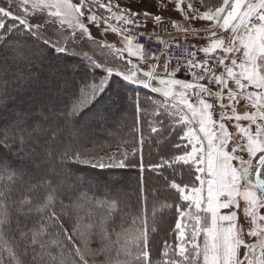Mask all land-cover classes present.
I'll use <instances>...</instances> for the list:
<instances>
[{"label": "snow or ice", "instance_id": "6c2138e0", "mask_svg": "<svg viewBox=\"0 0 264 264\" xmlns=\"http://www.w3.org/2000/svg\"><path fill=\"white\" fill-rule=\"evenodd\" d=\"M171 3L153 12L123 0H0V68L65 53L80 63L46 66L61 77L84 72L70 104L0 125V264H264V0ZM81 41L95 45L92 55L75 51ZM29 82L0 76V100ZM124 82L147 89L146 100L128 97ZM109 91L133 109L132 138L115 140V152L89 148L76 127ZM76 165L137 169L135 211L118 187L98 196L80 177L69 184ZM161 192L170 200L163 240L148 212Z\"/></svg>", "mask_w": 264, "mask_h": 264}, {"label": "rangeland", "instance_id": "374dc122", "mask_svg": "<svg viewBox=\"0 0 264 264\" xmlns=\"http://www.w3.org/2000/svg\"><path fill=\"white\" fill-rule=\"evenodd\" d=\"M72 2L76 3L78 2V0H72ZM137 2L139 4L146 2V4H142L144 7H141V5H137V7H135L133 11L139 8L141 9L147 8V10L149 9V11L155 12V11H158V9L154 8L153 5L163 4V3H167L169 8L173 7L171 0H137ZM162 15L167 19L169 17V12L164 11ZM173 18H175V15ZM77 53H81V52H77ZM51 61L53 60H51L50 58L48 61H45L44 63L36 61L35 63L27 67L13 66V67L7 68L6 70L3 68H0V76H7L9 79H11L12 75L15 73V74H21V75L28 77L29 81L30 80L34 81V89H29L28 94L25 93V91L27 90L24 88H22L21 90V87L17 88L16 94L13 92L14 95H17V100L19 102L15 106H10L7 108V106H9L7 105V103H9L10 100H12V97H11L12 93L10 92H8L9 94L7 95L5 99L0 100V125H6L8 121L10 120L11 115L13 113L19 114L22 110L27 111V110L35 109V111L32 114L39 115L41 112V108H42V105H41L42 102H44V104H49V105L55 103L59 107L62 108L63 106L62 102L61 101L57 102V100H54L55 93L61 94L63 92L64 85H66L67 82L71 83L74 78L79 76V74L83 75V72L73 73L67 77L57 76L46 65L51 64V63H60V64L69 63V62H72V60H65V59L59 58V60H56L53 62ZM69 64H76V63H69ZM111 95H113V91ZM111 97L109 100L105 102L106 104L102 108L98 109L96 113L98 115L95 114L97 117L95 115H92L91 117L90 116L81 117L80 120H78L76 127L79 129H82L83 131L89 126L98 125L100 127H103L107 125L108 123L107 120L112 119L113 120L112 126H114L117 130L120 129L121 131L123 129L122 127L126 126V124L128 128H130L132 124V113H133L131 102L129 100L119 98L116 94L113 95V98ZM128 97H130V95H128ZM22 103H25L26 105H23ZM123 106L127 109V111L121 113L120 107L123 108ZM101 117H104V119H101ZM101 135H102L101 132H98L96 135L92 137H88L90 138L89 139L90 142L85 141V143L87 144L89 148H92L93 145H99L100 141H102L103 138H110V136L112 138L113 134L109 132H105V137H101ZM91 138H93V140ZM103 145H106V144L103 143ZM153 150L155 151L156 148ZM37 152L42 154L43 149L38 147ZM37 162L39 163V161ZM31 167L33 171L36 173V175L40 176V175H43L44 171L47 169V164L46 163L43 164L42 168L40 169H36L35 165H32ZM68 171L70 173V175L67 177V182L69 184H75L76 178L80 177L83 180V183L80 185L82 190L88 191L89 188H91V191L95 190L94 186L92 185L88 186L87 184L88 181L86 177L80 176V174L76 175L69 169ZM57 172H60L62 175L61 169H57ZM130 177H131L130 180H127L126 182L125 180H122L124 184L120 182V185H122L123 187L122 186H117V187L122 190L126 198H130L134 200V198H136V195H137L136 188H137L138 173L136 172V170L135 172L134 171L130 172ZM103 178H104V182L106 185H109L110 183L114 181L115 182L120 181V178L117 175L116 176L114 175L113 176H103ZM39 190H43V189H39ZM25 192H27V190H25ZM168 217L170 218L169 214H168Z\"/></svg>", "mask_w": 264, "mask_h": 264}, {"label": "trees", "instance_id": "16d2710c", "mask_svg": "<svg viewBox=\"0 0 264 264\" xmlns=\"http://www.w3.org/2000/svg\"><path fill=\"white\" fill-rule=\"evenodd\" d=\"M113 2H120V0H113ZM123 4H131L133 7V10L135 7H137V5H141V7H144L142 4H146V2H143L142 4H139L137 2V0H123ZM146 6V5H145ZM139 10L141 11H149V9L147 10V8L141 9L139 8ZM99 39V38H98ZM75 51L76 52H85L88 51L89 55H92V52L89 51L90 48H95V45H89V44H85L84 42H78L74 45ZM107 53H100L99 51H97L95 53V56L93 58H97V57H102L103 55H106ZM54 55L56 57H59L61 59H65V60H72V62L69 63H80L81 57L78 55H72V54H65V53H54ZM80 58V59H79ZM52 60V59H51ZM53 62V61H51ZM96 69H91L88 68L87 72L89 73H94L96 72ZM79 73V72H78ZM84 75V72H83ZM82 74H79L78 77L74 78L73 81L71 83L67 82L66 85H64L63 88V92L61 94L59 93H55V98L54 100L61 101L62 102V108L66 105V104H70L71 100H72V95L73 92L75 91L76 86L79 84L80 79H81ZM67 81V80H66ZM127 86V96L130 95V97H132L134 94L141 100V101H145L146 100V94L148 93L147 89H143L140 86L137 85H133L130 84L128 82H124ZM119 85H116V88L119 89ZM22 88L26 89L27 91H25L26 94H28V90L29 89H34V81H31L29 83H26ZM19 90V89H18ZM134 90V91H133ZM8 92L12 93V95H14V93H17V89L13 90L11 88V86H9ZM14 92V93H13ZM112 91H109L107 94H105L104 96L101 97V99L94 104L90 109H87L84 111V113L78 118V120H80L81 117L84 116H92L95 115L98 111V109L102 108L106 103L107 100L111 98H113V95H115V92H113V95H111ZM129 93V94H128ZM12 100H10L9 103H7V108L10 106H15L16 104H18V100H17V95L12 96ZM111 95V96H110ZM153 96V98L155 99H160V97L156 96V94H151ZM119 98L123 99V95L121 93V95H117ZM23 105H26L25 103H22ZM44 102L41 103V105H43ZM120 106V105H119ZM121 108V113L122 112H126L127 109L123 106L120 107ZM126 109V110H124ZM133 111V109H132ZM4 115V114H3ZM2 115V116H3ZM98 115V114H96ZM95 115V116H96ZM97 117V116H96ZM95 119V117H94ZM108 123L106 126L100 127L98 125L96 126H89L88 128H86L84 130V132L87 134L88 137H92L94 135H96L98 132H101V137H105V132H109L112 133V138L110 136V138H103L102 141H100L101 144H106L104 145V150L109 151V152H115L116 151V147H115V140L117 139H131V127L128 128L127 124L126 126L122 127L123 129L120 131L117 130L114 126H112L113 124V120L109 119L107 120ZM132 122H133V115H132ZM132 125V124H131ZM90 139V138H89ZM93 140V138H91ZM90 141V140H89ZM99 143V144H100ZM109 145H112L111 147H109ZM155 149V147L153 148ZM159 152V149L156 148V150H153L154 155L156 153ZM145 153L147 156V146L145 147ZM158 158V156H157ZM70 163V162H69ZM42 168V166H41ZM76 168H85V166L82 165H76L75 168L70 167L69 170H71L74 174H80V176H84L87 179V184L88 186H94L95 190L94 191H89V195H91L93 192H95L98 196L102 195V192L105 190L104 186H122L120 185V182H122V180H125V182L127 180H130V172L136 170V172L138 173L137 169L134 168H85V170L83 172H77L75 169ZM33 174L36 175V173L33 171ZM118 176L120 178L119 182H112L109 185H106L104 182V178L103 176ZM37 176V175H36ZM100 176V177H99ZM179 179V178H178ZM124 184V182H122ZM102 184V185H101ZM123 187V186H122ZM25 195H28V192L24 193ZM43 190H36L33 191L31 193V196L34 200L39 199L43 196ZM17 195H19V193H17ZM165 203H170V200L167 199V194L165 192H161L158 196V198L156 200L152 199L151 194L149 195V203H148V212H149V216H151V213L153 211V208L155 209L156 212V216L157 219L159 221V225H158V239L163 240L164 236H165V232L169 227V217L168 214L170 215V212L167 209L163 208V205ZM136 204V198L130 199V203H129V211H135L134 205ZM119 222V221H118ZM71 227V223L69 224V228ZM171 239V238H169ZM89 247L91 248H97L99 247V242L98 240L96 241H92L89 243Z\"/></svg>", "mask_w": 264, "mask_h": 264}, {"label": "built area", "instance_id": "2783aa9c", "mask_svg": "<svg viewBox=\"0 0 264 264\" xmlns=\"http://www.w3.org/2000/svg\"><path fill=\"white\" fill-rule=\"evenodd\" d=\"M113 23H114V22H113ZM149 25L151 26V22L149 23ZM171 32H172L173 35L176 34V32H174V31H172V30H171ZM162 38L165 39V40H171V39H172V36H169L168 34H164ZM180 38H181V40L183 39V37H180ZM103 39L106 40L107 43H111L112 40H113V35H112V33H111V32L105 33L104 36H103ZM153 39L155 40V37H154ZM142 42H143V40H141V43H142ZM181 47H182V48H183V47H187V45H182ZM172 51H173V54L175 55V54H178L180 50L174 48V49H172ZM200 55H201V58H202V54H200Z\"/></svg>", "mask_w": 264, "mask_h": 264}, {"label": "crops", "instance_id": "0c3cea01", "mask_svg": "<svg viewBox=\"0 0 264 264\" xmlns=\"http://www.w3.org/2000/svg\"><path fill=\"white\" fill-rule=\"evenodd\" d=\"M115 23V22H114ZM150 23V22H149ZM197 26H199V25H197ZM172 31H174V32H176V30L175 29H171ZM94 35H95V33H94ZM112 35H113V40H112V42H111V44H115L116 45V47H120L121 45L118 43V40H119V37L116 35V34H114V33H112ZM207 38H205V40H206ZM146 70V69H145ZM238 215H240V213H238Z\"/></svg>", "mask_w": 264, "mask_h": 264}]
</instances>
